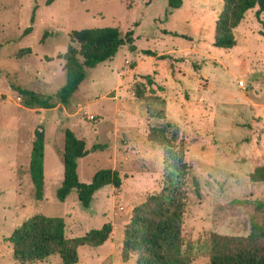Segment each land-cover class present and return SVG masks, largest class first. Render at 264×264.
I'll return each instance as SVG.
<instances>
[{
    "label": "rangeland",
    "instance_id": "rangeland-1",
    "mask_svg": "<svg viewBox=\"0 0 264 264\" xmlns=\"http://www.w3.org/2000/svg\"><path fill=\"white\" fill-rule=\"evenodd\" d=\"M48 1L0 0V264H21L10 238L37 214L64 218L68 237L113 225L106 244L80 248L77 264H137V255L123 252L126 227L137 206L163 191L168 174L165 146L150 136L156 125L179 130L175 149L189 193L183 237L191 264H211L215 235L247 239L254 222L264 225V182L251 178L264 167V14L258 19L257 8L249 11L234 30L237 44L226 49L214 44L220 0H183L173 10L168 0ZM104 27L134 30L138 50L125 45L112 61L89 69L67 106L22 104L12 84L56 96L66 83V63L58 56L67 51L71 33ZM23 49L31 52L16 58ZM146 75L156 85L139 99L132 86L146 82ZM40 124L46 127L42 201L29 174ZM67 128L88 148L109 146L79 159L82 182L105 168L124 178L120 188L98 191L90 208L76 191L66 202L57 197ZM258 244L264 246V238ZM35 264L63 262L55 254Z\"/></svg>",
    "mask_w": 264,
    "mask_h": 264
},
{
    "label": "trees",
    "instance_id": "trees-1",
    "mask_svg": "<svg viewBox=\"0 0 264 264\" xmlns=\"http://www.w3.org/2000/svg\"><path fill=\"white\" fill-rule=\"evenodd\" d=\"M52 1L49 0L48 4ZM219 3L214 44L216 47L228 49L237 44L234 30L241 25L249 11L257 8V18L261 19L264 14V0H220ZM182 6L183 0H168L171 10ZM32 29L27 28L21 37L29 35ZM50 34L51 32H47L44 39ZM125 45L133 53L138 50L134 30L125 34L118 27L74 31L70 35L67 51L58 56L66 63V83L56 96L48 97L17 84H12V88L20 94L22 104L31 109H52L58 102L67 106L86 80L88 70L112 61ZM30 52L31 49H23L15 57L19 59ZM144 53L152 57L158 56L152 50H145ZM159 58L166 59L167 56L161 55ZM144 79L146 82L136 81L132 86V92L139 99H144L148 89L153 90L156 85L151 75L144 76ZM150 136L165 146L168 163L166 184L160 194L135 208L126 227L123 252L125 256L137 255V264H191L193 259L184 248L183 237L189 193L186 174L181 165L182 157L175 149L179 130L171 123L156 125L150 128ZM108 148L107 144L102 143L88 148L86 140L79 138L70 128L65 129V147L59 150L65 175L57 191L61 202H66L76 191L81 204L90 208L98 191L110 185L116 188L123 185L124 178L120 171L111 168L98 171L90 183L80 180L79 159ZM45 151L46 127L40 124L35 130L29 165V174L38 201L44 200ZM251 178L253 182H264V167L258 168ZM194 185L196 193L201 195L199 182L195 181ZM66 228L62 217L42 214L30 217L15 229L10 238L14 245V259L21 264H35L58 254L63 264H77L80 261V248L100 247L109 241L113 233V225L109 222L77 237H68ZM262 238L264 225L257 222H254L253 232L247 239L215 235L211 246V264H264V246L258 244Z\"/></svg>",
    "mask_w": 264,
    "mask_h": 264
}]
</instances>
